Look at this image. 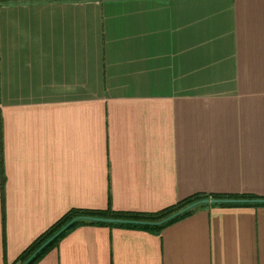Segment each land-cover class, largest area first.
I'll return each instance as SVG.
<instances>
[{
    "label": "crops",
    "instance_id": "1",
    "mask_svg": "<svg viewBox=\"0 0 264 264\" xmlns=\"http://www.w3.org/2000/svg\"><path fill=\"white\" fill-rule=\"evenodd\" d=\"M197 193L264 197V0L0 3V264L71 209ZM35 264H264V206L78 226Z\"/></svg>",
    "mask_w": 264,
    "mask_h": 264
},
{
    "label": "trees",
    "instance_id": "2",
    "mask_svg": "<svg viewBox=\"0 0 264 264\" xmlns=\"http://www.w3.org/2000/svg\"><path fill=\"white\" fill-rule=\"evenodd\" d=\"M11 1V0H10ZM31 1V0H27ZM47 1H80V0H47ZM9 2V0H0V3ZM203 199H217V200H261L264 197L250 195V194H206V193H197L192 194L191 196L178 201L174 205L166 207L156 212H127V211H114L110 208L106 210H88V209H71L66 214H64L60 220H57L52 226H50L44 233H42L34 242L30 244L16 259L13 264H35L39 259H41L46 253L47 250L55 247L60 239H62L66 234L72 231L74 228L82 225H98V226H110L118 228H127V229H139L148 231L153 234H160L161 231L168 225L173 224L185 217L190 216L196 209L201 208L198 206L182 215L176 217L165 224L156 225L154 223L180 211L181 209L187 207V205L193 204L199 200ZM217 206H264V203H225L220 202L218 204H212ZM77 217H99L106 219H114L120 221H129L128 223H102V222H88V221H78L73 223L68 229H66L62 234H60L55 240H53L48 246L43 250L38 252L35 256V251L43 245L50 237L57 233L63 226H65L72 219ZM33 256V257H32ZM32 259L28 261L30 258ZM28 261V262H27Z\"/></svg>",
    "mask_w": 264,
    "mask_h": 264
},
{
    "label": "water",
    "instance_id": "3",
    "mask_svg": "<svg viewBox=\"0 0 264 264\" xmlns=\"http://www.w3.org/2000/svg\"><path fill=\"white\" fill-rule=\"evenodd\" d=\"M220 202H225V203H264V199L261 200H217V199H203L199 200L197 202H194L193 204L187 205V207L181 209L180 211L154 223L156 225H162L167 223L168 221L180 217V215L202 205L206 204H218ZM78 221H88V222H102V223H128L129 221H120V220H114V219H106V218H99V217H77L72 219L70 222H68L65 226H63L57 233H55L52 237H50L43 245H41L37 251H35L34 255L35 256L38 252L43 250L46 246H48L53 240H55L60 234H62L66 229H68L73 223H76ZM32 256V257H33ZM32 257L28 260L30 261ZM27 261V262H28ZM26 264V263H25Z\"/></svg>",
    "mask_w": 264,
    "mask_h": 264
}]
</instances>
